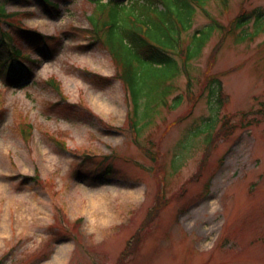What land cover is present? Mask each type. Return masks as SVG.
Masks as SVG:
<instances>
[{
	"label": "rangeland",
	"instance_id": "obj_1",
	"mask_svg": "<svg viewBox=\"0 0 264 264\" xmlns=\"http://www.w3.org/2000/svg\"><path fill=\"white\" fill-rule=\"evenodd\" d=\"M240 1L212 0L207 9L227 24ZM37 2L3 5L34 11L20 24L58 43L45 57L30 54L31 82L8 89L0 82V264H264V116L254 112L264 108V30L241 42L227 32L210 63L215 32L188 74L180 68L171 81L169 106L154 105L149 122L134 130L116 65L82 31L90 27V3L60 0L57 14L45 16ZM244 6L264 8V0ZM208 22L197 11L190 32ZM51 76L77 105L60 103L44 82ZM211 76L223 90L217 115L206 97ZM22 114L33 127L28 140L18 126ZM225 115L230 128L213 135L207 152ZM47 179L49 186L41 182ZM132 190L136 197L125 193ZM158 194L169 200L152 215ZM90 203L109 219H94Z\"/></svg>",
	"mask_w": 264,
	"mask_h": 264
},
{
	"label": "trees",
	"instance_id": "obj_2",
	"mask_svg": "<svg viewBox=\"0 0 264 264\" xmlns=\"http://www.w3.org/2000/svg\"><path fill=\"white\" fill-rule=\"evenodd\" d=\"M0 3V19H5L11 26L8 31H0V80L6 86H13L29 78L27 55L22 51L26 38L39 52L45 44L46 37L32 29L22 26L19 20L22 15L32 12H5ZM15 1V0H12ZM46 14L52 16L59 0H38ZM91 5L87 16L90 28L83 29L89 33L91 43H98L110 53L116 65L115 76L123 83L128 101V114L132 127L139 119H146L154 113V105H168L167 96L171 92V81L180 68L187 73L189 63L202 53L215 32L220 38L211 48L209 62H213L223 44L224 34L235 35L238 41L252 40L264 30V8H245L247 0L240 1L238 13L227 24L221 23L207 9L212 0H87ZM228 7V0H214ZM202 12L209 20L190 32L196 12ZM16 22L14 21V19ZM12 22V23H11ZM32 50V49H30ZM84 73L110 80L99 74L81 70ZM188 74V73H187ZM188 79L190 78L189 75ZM211 78V79H210ZM208 98L217 114L223 104V90L218 77H207ZM47 85L57 91L62 99L58 82L49 78ZM2 102L0 95V104ZM60 103H66L65 101ZM71 105V104H70ZM169 106V105H168ZM264 116V108L254 111ZM246 115V113H244ZM256 115V114H255ZM137 120H132V117ZM30 124L23 118L19 121L21 136L28 140ZM230 126L223 119L217 137ZM46 137L54 144L66 148L65 142L58 135L45 131ZM213 139L208 141L207 152ZM37 179L36 176L30 177ZM40 183V180H37ZM161 196H156V204L149 213H157L162 206ZM130 241H128L129 243ZM126 249H122L124 257ZM117 261L116 264H121Z\"/></svg>",
	"mask_w": 264,
	"mask_h": 264
},
{
	"label": "bare ground",
	"instance_id": "obj_3",
	"mask_svg": "<svg viewBox=\"0 0 264 264\" xmlns=\"http://www.w3.org/2000/svg\"><path fill=\"white\" fill-rule=\"evenodd\" d=\"M125 193H127V195H130V196L132 195V196L136 197L137 191L136 190H132L131 192L128 191V192H125ZM98 205L99 206L102 205V200L99 201ZM90 206L92 208V210L90 211V213L92 215L96 214V217H97V218H94V219H97V220L98 219H100V220H108L109 219L108 214H106L105 212H103L100 208H95L93 206V204H91V203H90Z\"/></svg>",
	"mask_w": 264,
	"mask_h": 264
}]
</instances>
